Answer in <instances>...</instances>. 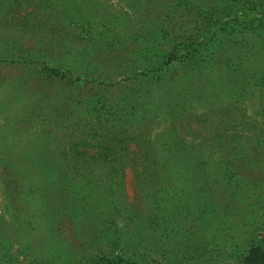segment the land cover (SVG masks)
<instances>
[{"label": "rangeland", "instance_id": "1", "mask_svg": "<svg viewBox=\"0 0 264 264\" xmlns=\"http://www.w3.org/2000/svg\"><path fill=\"white\" fill-rule=\"evenodd\" d=\"M247 244L264 264V0H0V264Z\"/></svg>", "mask_w": 264, "mask_h": 264}, {"label": "trees", "instance_id": "2", "mask_svg": "<svg viewBox=\"0 0 264 264\" xmlns=\"http://www.w3.org/2000/svg\"><path fill=\"white\" fill-rule=\"evenodd\" d=\"M92 156H95V157H97V155L96 154H94V155H92ZM141 158L140 157H138L137 158V160H140ZM143 165H145L144 164V162L143 163H139V166H143ZM223 233V231H221L219 234H222ZM197 238H196V236H194V235H192L191 236V242H192V245L190 246V247H188L187 249H189V248H193V246H195V240H196ZM184 243V242H183ZM256 244V243H255ZM247 246H249L248 247V249L250 248V247H252V246H250V245H248L247 244ZM254 247V246H253ZM251 248L249 251H248V249L246 250V252L244 253L246 256H244V264H263L262 262H260L259 260H257V258L258 257H260V254L258 253V251L257 250H255L254 248ZM263 246H262V244L259 246V248H262ZM181 248H178V253H181V250H180ZM193 251L192 250H184L182 253H184V255H180V256H178V258H177V261H178V263H183V261L184 260H187L188 259V257H189V255L190 256H192L193 257V253H192ZM263 254L264 253H262V256H263ZM191 260V259H190ZM200 261H201V259H197L196 261H195V263H190V264H200ZM157 264H161V263H157Z\"/></svg>", "mask_w": 264, "mask_h": 264}]
</instances>
